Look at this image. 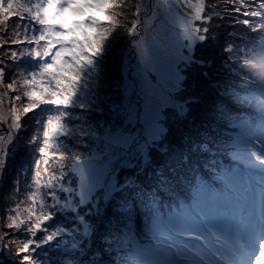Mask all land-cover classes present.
I'll return each instance as SVG.
<instances>
[{
    "label": "trees",
    "instance_id": "16d2710c",
    "mask_svg": "<svg viewBox=\"0 0 264 264\" xmlns=\"http://www.w3.org/2000/svg\"><path fill=\"white\" fill-rule=\"evenodd\" d=\"M213 1L215 11L209 16L203 15L206 21L203 28L197 26L198 39L188 59L181 64L180 87H176L171 94L176 103L177 99L181 100V103L171 101L174 105L167 108L170 113L165 112V117L159 118L162 126H165V132L161 138L154 141L157 145L154 149L158 148L155 152L156 160L141 167L140 159L137 158L133 163L137 170L134 172L135 178L115 191L111 203L122 208L119 217L130 225L124 235L119 230L121 235L116 249L108 251L105 246L109 243L105 245L101 239L104 234L100 228L102 221H95V227L92 221V231L86 229L82 234L83 244L78 245L81 250L71 252L77 254L83 251L85 255L86 249L100 243L108 254L125 252L122 260L129 264H219L216 255L224 260L226 258L215 250L217 245L212 242L210 226H213L214 219L220 218L225 223L235 220V217L244 220L246 211L252 205L263 208L259 203L264 195V146L260 144V141L264 140V110H257V102L264 101V0H206L207 5L210 6ZM3 3L4 0H0V24L4 23V19L8 20L9 14ZM41 4L39 2L37 7ZM118 12L120 14L121 11ZM120 17L117 15L116 18ZM13 18L27 20L16 14ZM31 22L33 23L32 20ZM123 27L122 22L115 24L112 27L115 29V35L105 39L111 44L105 45L102 53L103 68H107L113 75L109 79L110 82H107V89L102 91L100 100L103 103H98L82 90L81 93L75 94L79 108L68 102L61 103L60 99L43 97L38 103L35 102L42 104L27 114L30 121H33L32 125L29 119H21L22 126H30L16 130L17 139L9 152L8 160L18 157L20 162H17L13 169L20 168L23 177L19 179L23 180L22 182L29 181L30 177L31 181L35 177L39 181L38 178L41 177H34L33 174L38 164L50 162L45 160V150L55 152L63 141L75 143L74 147L79 145L82 156H90L96 151L101 137L97 140L94 134L100 132L102 126L107 124V120L100 122L99 119L101 116H113L110 101L113 102L114 113H118V116L125 120L124 100L128 102L129 95L123 91L122 80L125 78L129 81L131 76L127 73L125 77L123 69L127 63L126 53L130 59L135 55V44H128L127 39L131 37V31H123ZM52 28V33L47 32L44 41L38 39L42 44L40 56H46L43 53L48 48L49 41H53L54 49L59 44V40H55L54 36L61 34L62 30L57 32L59 26ZM16 31L15 37L25 40L23 28L18 26ZM8 35L9 41H12L10 34ZM34 42L24 41L16 46ZM136 46L138 49V42L135 49ZM7 49L0 47L3 61L6 60ZM125 50L127 51L123 55ZM33 51L31 49L25 55L28 58L33 57ZM50 52L53 53V49H50ZM112 54H118L120 58L117 61H108ZM136 56L139 57L138 51ZM21 62L24 63L25 60ZM0 65L5 68V62ZM135 65L137 60L134 68L137 67ZM64 82L66 84L65 80ZM27 85L30 92L34 86L33 80L30 79ZM48 92L49 90L44 94ZM176 107L180 110H176ZM69 110L77 119L74 116L75 119L68 117ZM79 110L82 118L78 117ZM34 118L35 120H32ZM54 123L59 126L49 133V126ZM39 129H42V136L36 134ZM36 135L38 138L34 141ZM65 136L66 139L63 140ZM66 146L67 142L63 150L66 154L63 152L60 155L61 152H56L59 156V166H55L56 162H53L47 169L39 168L43 178L49 176L50 181L58 182L61 173H65V176L78 171V165L60 166L64 163L62 161H67L69 157V148ZM150 147L149 145V152L153 153ZM162 147H165L164 151H160ZM27 156L35 162V167L29 168ZM236 157L244 160V164L237 163L234 160ZM253 161H258L261 165H253ZM127 169H132L131 165L121 168V176ZM16 174L10 170L9 175L5 176L3 184H6L8 189L12 188L11 184L14 185ZM52 174H55V177L52 178ZM127 177L128 173L125 172L123 178ZM31 185V193L38 194L37 182H31ZM140 203L147 204L150 213L143 212L144 208L140 209ZM124 204H127L126 208L123 207ZM240 231L241 228H238L237 233ZM78 232L76 231L75 235ZM80 236L78 234L77 237ZM47 252L48 250L43 248L36 256L45 259ZM116 256H107L108 262L105 263L89 259L86 264H120ZM78 260L82 261L83 258L78 257ZM16 262L20 264L21 261ZM16 262L13 261V264H17Z\"/></svg>",
    "mask_w": 264,
    "mask_h": 264
},
{
    "label": "rangeland",
    "instance_id": "374dc122",
    "mask_svg": "<svg viewBox=\"0 0 264 264\" xmlns=\"http://www.w3.org/2000/svg\"><path fill=\"white\" fill-rule=\"evenodd\" d=\"M127 1L121 0L122 7L118 11H121L119 16L122 18L116 19L118 23L122 22L123 31H131V37L126 38L129 41L128 44H137L140 35L141 37L144 35L146 20L154 13L156 16L153 22L154 29L148 36L152 45L148 48L152 51L156 46H159L164 51H161L162 57L155 59H152L151 56L149 59L140 58V56L137 58L138 49L137 46L135 49V45V55H133L132 59H130L129 55L127 56V50L124 51L123 55L126 53L125 59L127 60L123 69L124 76L126 77L127 73H130L131 76V81H127L125 78L122 80L124 83L122 86L123 91L129 95L128 102L124 100L126 102V118L124 120L118 116V113H114L115 108H113V102L110 101L109 105L113 116H101L99 119L100 122L107 120V124L102 126L100 132L94 134V138L97 140L101 137L100 145L95 149L96 151H93L90 156H82L79 145L74 147L75 143L66 141V148H69L67 153L69 157L67 161L61 160L64 163H61L60 166L65 164L82 166L88 164L87 166H89L95 163L96 167L98 162H105L103 180L94 185L84 186L77 170L65 176V173H61L59 181L54 182L50 181L49 176L43 178L42 171L39 169L40 167L47 169L53 162H56V164L54 163L55 166H59V156L56 152H61L59 153L60 155L63 154L64 145H66L65 141L55 149V152L48 149L45 150V160L50 161L47 163L49 165L45 162L44 164H38L33 174L34 177H41L38 178L39 181L36 177L31 181L32 177H30L29 181L22 182L23 180L19 179L23 177V174L21 175L20 173V168L13 169L16 163L20 162L18 157L8 160V155L17 139L16 130L20 127L27 128L32 125L33 121H30L27 114L36 110L37 105L42 104H37L40 99L32 98L29 95L31 92L46 88L49 92L43 93L41 99L43 97H46V99L53 98V100L67 99L69 104L79 108L75 101L77 100L75 99L77 98L75 94L81 93L80 91L82 90L84 94L87 93L88 96L98 103H103L100 100L102 91L107 89V82H110L109 79L113 73L107 68H103L102 53L105 45H110L111 42L103 40L99 51H88L86 56L80 53L73 56L71 51H66L65 62L71 71L64 74L69 78L65 79L66 84L64 81L62 82L64 87H61L56 84V80L53 77L43 73V67L54 63L56 52L77 47L76 41L62 42L59 40V44L51 55H46L45 57L36 55L35 53H40V46H42L40 44L41 40L38 41V39L41 36L47 37L46 33H52L51 28L56 27L54 25L45 26L40 24L36 16L41 11L46 0H4L3 7L9 14L8 20L4 19V23L0 24V44L10 42L8 34H10L11 40L27 41V43L35 42L30 45L25 44V47L8 48L5 61L0 56V64L5 62V76L0 77V264H13V261H21L22 257L16 253V245L22 246L29 242L39 244V246L34 244L32 250L27 252L28 254L25 253V255L31 257V264H86L89 259L105 263L108 262L107 256L113 257L114 255H117V261L120 264H129V262L122 260V255H125V252L113 255L107 253L109 250L116 249V245L120 241V231L124 235V231L130 225L129 222H125L119 217V212L122 208L111 202L114 200L115 191L120 186L131 183L135 178L134 172L137 170L136 165L133 163L137 158L140 159L141 167L149 164L148 162L150 161L156 160L155 152H157L158 148L154 149L157 146L154 141L161 138L165 132V126H162L159 118L163 119L165 112L170 113L167 108L169 105H174L171 104V101L176 103L172 99L171 94L176 87H180L179 83L182 77L181 64L188 59L189 53L190 51L192 52V47L198 39L197 26L203 28L206 23L203 15L209 16L215 11V7H213L215 1L212 4L210 3V6L207 5L206 0ZM39 2L42 4L37 7ZM34 3L35 6H33ZM60 7H67V3H62ZM15 14L27 20H14ZM92 24L93 22L90 21L89 25L91 26ZM18 26L23 28L22 34L25 40L15 37L17 33L15 30L18 29ZM96 26L101 29L109 28L111 33L107 36L108 38L115 35V29H112L114 25L97 24ZM61 28L59 27L57 32L62 30L60 32L62 34L64 30ZM25 31H27L26 35ZM148 39H145V46L149 45ZM163 40L164 43H162ZM30 48L34 50V55L28 58L25 54L31 50ZM13 53L18 55L13 57ZM119 58L118 54H112L108 61H111V59H116L115 61H117ZM77 59L79 63H76ZM88 60H91V63H88ZM136 60L138 66L134 68ZM37 78H39L40 82L34 83ZM30 79L33 80L34 86L29 92L27 83L30 82ZM130 82L132 86H130ZM8 83H12L11 88ZM21 83L22 85H20ZM13 88L14 91L12 90ZM86 89L88 92H86ZM54 92L56 93L55 95H53ZM59 93H62V97ZM35 102L37 103L35 104ZM180 103L181 100L177 99L176 104ZM61 105L64 106L63 104ZM176 110H180V108L176 107ZM257 110L261 112L264 110L263 100L257 102ZM77 114L79 118H82L80 110L77 111ZM67 115L70 118L72 117V119H77V116L71 115V110L67 112ZM17 117H19L18 120ZM22 118L23 120L24 118L26 120L29 119L30 125L22 126L20 124ZM32 120H35V118ZM147 121L154 126V131H151V135H148L144 129V123ZM167 124L169 126V121ZM41 132L42 129H39L35 133L42 136ZM36 138H38V135L34 137V141ZM65 139L66 136L63 140ZM46 141L45 143H47ZM260 144L264 146V140H261ZM149 145L153 153L149 152ZM164 149L165 147H162L160 151H164ZM262 157L264 158V154ZM27 159H29V168L36 166L29 156H27ZM234 160L241 164L245 162L239 157ZM252 164L258 165L259 163L258 161H253ZM262 164H264V160ZM129 165H131L132 169L124 170L128 173V177L123 178V176L125 177V172L121 176L120 170L122 167H129ZM17 166L19 167V165ZM10 170L17 173L15 175L17 178L14 180V185L11 184L12 188L8 189L7 185L3 184V181L5 176L9 175ZM58 172L60 173V170ZM53 177H55V174H52ZM31 182H37L39 186L38 194L31 193ZM261 198H263L264 204V195ZM126 205L124 204L123 207L126 208ZM141 208H144L143 212L150 213L147 204L140 203ZM131 212H133V209H131ZM16 215L31 218L26 219V222L19 229H14L10 232V239H5L8 234L4 232V228L11 224L10 218ZM257 217H259L258 222L262 224L264 222L262 221L264 219V210L252 205L246 211L243 217L244 220L235 217V220L225 223L220 218L214 219L213 226H210L212 242L217 245L215 250L224 255L228 262L252 264L260 242L264 241V229L257 223ZM92 221L94 227L96 226L95 221H102L100 228H102L104 234L101 239L105 242V245L109 243L108 246H105L106 248L108 247V251H106L104 245L98 243L92 248L86 249L85 255H83V251L82 253H73L81 250L78 245L83 244L81 242L82 234L86 232V229L87 231H92ZM37 222L40 224L39 229L35 227ZM251 227L255 228L251 230ZM238 228L243 229L240 238L237 235ZM76 231H79L78 234L81 235L79 238L77 237L78 234L75 235ZM248 231H250V237L254 241H250ZM48 237L52 238L47 240ZM223 240L229 247L228 250L222 245ZM246 242L248 245L244 244ZM43 248L48 250L46 258H37L36 254L40 253ZM102 251H106V253ZM200 252L203 254L202 251ZM78 257L83 258V260L77 261ZM216 257L217 262L228 264L223 262L217 255Z\"/></svg>",
    "mask_w": 264,
    "mask_h": 264
},
{
    "label": "snow or ice",
    "instance_id": "6c2138e0",
    "mask_svg": "<svg viewBox=\"0 0 264 264\" xmlns=\"http://www.w3.org/2000/svg\"><path fill=\"white\" fill-rule=\"evenodd\" d=\"M62 3H67V7L61 8L60 5ZM121 7V0H46L41 11L36 14L39 19V23L45 26L55 25L62 27L64 29V33L55 35L54 39L62 42L75 40L78 46L71 50L56 52L54 63L43 67V73L53 77L56 80L57 85L64 87L62 82L67 79L64 74L71 71L65 62L66 51H71V55L73 56H76L78 53L86 56L88 51H99L102 41L105 40L111 33V30L107 27L101 29L96 25H115L118 23L116 17L119 15L118 9ZM90 21L93 22L91 26L89 25ZM39 39L44 41L46 37L41 36ZM18 43H20V41L12 40L8 43L0 44V47L15 48ZM54 48L55 45L53 41H49L48 48L45 49L43 54L51 55L50 49L54 50ZM35 54L41 55L39 52ZM16 55L18 54L13 53V57ZM76 63H79L78 59ZM88 63H91V60H88ZM4 76V68L3 66H0V77ZM39 82V78L34 81V83ZM8 85L10 88L12 87V83H8ZM12 90L14 91V88ZM46 91V88L40 89L39 91L31 92L29 95L32 98L39 100L41 99L42 94ZM55 94L56 93L54 92L53 95ZM59 102L67 103V99ZM18 119L19 117H17V120ZM58 126L59 125L57 123L51 124L49 126V133ZM49 133H45V135H48ZM28 218L20 215L11 217V224L4 228V232L8 234L5 236V239H10L9 233L14 229H19ZM35 227L39 229V222H37ZM51 238L52 237H48L47 240ZM34 244L39 246V244L34 242H29L27 244H23L22 246L19 244L16 245V253L22 257L21 264H31V257L25 255V253L32 250ZM252 264H264V241L260 242L258 251L254 254Z\"/></svg>",
    "mask_w": 264,
    "mask_h": 264
},
{
    "label": "bare ground",
    "instance_id": "6f19581e",
    "mask_svg": "<svg viewBox=\"0 0 264 264\" xmlns=\"http://www.w3.org/2000/svg\"><path fill=\"white\" fill-rule=\"evenodd\" d=\"M155 17L156 16L154 13H152L148 17V19L146 20V24H145L144 35L142 37L140 36V38H139L138 55L140 56V58H148L149 59L151 56L152 59H155V58L162 57L161 51H164L163 48L156 46V48L152 49V51L149 50L150 48H148L152 45L150 37L148 39V36L151 34L152 29H154L153 22H154ZM145 39H148L149 45H147V46L144 45ZM162 43H164V40L162 41ZM135 66H138V65H135ZM144 129L148 135H151L150 133H151V131H154V126H152V124H150L147 121L144 123ZM87 165H83V166L78 165L77 166L82 184H84V186H87V185L90 186V185H94L96 183H100L103 180V175H104L103 172L105 169V162H98L96 164V167H95V163L90 164L89 166H87Z\"/></svg>",
    "mask_w": 264,
    "mask_h": 264
},
{
    "label": "water",
    "instance_id": "95a60500",
    "mask_svg": "<svg viewBox=\"0 0 264 264\" xmlns=\"http://www.w3.org/2000/svg\"><path fill=\"white\" fill-rule=\"evenodd\" d=\"M49 220V219H48Z\"/></svg>",
    "mask_w": 264,
    "mask_h": 264
}]
</instances>
